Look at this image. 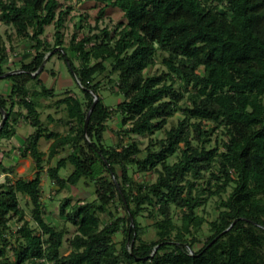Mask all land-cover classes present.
<instances>
[{
    "label": "trees",
    "instance_id": "1",
    "mask_svg": "<svg viewBox=\"0 0 264 264\" xmlns=\"http://www.w3.org/2000/svg\"><path fill=\"white\" fill-rule=\"evenodd\" d=\"M96 1L105 5L101 14L114 6L126 22L111 33L100 29L99 19L94 28L87 25L92 34L75 33L65 45L62 30L70 9H61L60 0H0V22L29 42L19 72L9 74L16 70H7L11 54L0 32V82L11 88L0 93L2 120V109L8 114L0 128V152L23 120L35 131L20 156L31 157L38 167L35 178L14 183L8 178L0 186V264H264V0ZM51 25L53 45L43 38ZM48 54L49 61L59 55L66 62L83 95L66 90L54 102L66 111L67 134L51 131V115L48 123L42 120L40 99L56 97L41 79L46 68L37 73ZM157 65L158 72L146 73ZM103 75L123 97L116 107L122 130L115 147L105 142L113 111L103 97L85 128ZM179 113L178 124L152 140L144 157L137 142L124 144L122 135L162 132ZM42 138L51 141L47 159ZM68 148L70 154L49 168L48 177L60 190L84 182L96 198L82 205L63 201L60 214L76 228L71 252L63 255L68 230L44 217L42 171ZM69 165L72 172L63 177ZM0 168L15 173L1 160ZM132 168L156 172L157 181L135 182ZM205 173L210 178L199 186ZM19 194L31 204L37 226L26 221L13 242L9 222L14 216L24 221ZM116 197L126 216L102 227L101 216ZM212 197L220 198L218 216L208 222L199 210ZM148 207L157 235L151 242L143 239L139 223ZM173 208L182 212L181 225ZM205 223L211 235L195 250ZM120 232L126 237L121 250L113 242Z\"/></svg>",
    "mask_w": 264,
    "mask_h": 264
},
{
    "label": "rangeland",
    "instance_id": "2",
    "mask_svg": "<svg viewBox=\"0 0 264 264\" xmlns=\"http://www.w3.org/2000/svg\"><path fill=\"white\" fill-rule=\"evenodd\" d=\"M62 7L61 9L67 10L70 9V12L66 16L65 27L63 28L64 42L65 45H69L72 40V37L75 33L78 34L79 38L89 32L87 25L92 26L93 28L97 24V20L100 19V29L108 28L111 33H113L118 24L126 22L123 12L114 6H108L105 8L104 14H101V9L104 8V4L98 3L96 0H60ZM84 26V27H83ZM86 26V27H85ZM55 26L51 25L47 27L46 33L43 36L44 39L49 41L52 45L55 43ZM0 32L3 34L4 41L8 46V49L11 54L9 66L7 70H16L9 74L19 72L21 68V60L24 53L29 49V42L19 40L16 36L15 30L12 27L6 26L0 22ZM98 32V30L94 31ZM90 33V32H89ZM92 34V33H90ZM94 34V33H93ZM11 37V39L9 38ZM59 48L56 49V51ZM51 54H48V60L44 68L46 70L42 73L41 79L45 82L46 86L49 88H54L56 92V97L51 99L42 98L40 99V111L42 114V120L45 123L49 122L48 116L51 115L55 122L49 123V128L51 131L58 132L60 134H67L69 132V126L66 124L67 114L64 110V107H55L54 102L63 97V93L66 90H69L74 96L83 98L81 90L77 87L76 80L73 79L69 68L64 60L59 58V55L54 56L50 61L49 57ZM73 56V55H71ZM75 60V58H73ZM76 65H80V62L75 60ZM17 64V66H15ZM160 66L157 65L152 69L146 71L147 74H155L158 72L157 68ZM18 70V71H17ZM54 71L55 75H52ZM8 74V75H9ZM98 81L103 83L100 94L98 97H103L105 103L113 111V114L110 120L107 122V131L105 133V142L109 146H117L119 144V139L122 130L121 117L116 112L117 105L123 101L121 95H116L117 87L115 84H110L109 80L105 78V75L100 76ZM10 83L6 81L0 82V93L9 94L10 93ZM72 90V91H71ZM26 111H24L25 114ZM182 117L181 113L177 114L174 118L169 120V124L166 126V129L162 132L155 133L154 135L148 136H137L133 135L130 138L122 135L124 144H131L137 142L142 149L143 153L141 157H144L145 151L148 148L150 142L156 139H162L165 137V133L172 128V126L178 124V120ZM0 121L2 122V117L0 116ZM34 129L25 123L23 120H20L16 126V135L7 140H3L1 143V152L0 160L3 162L6 168L14 166L15 173H5L3 168H0V186L3 184H8V178L11 183L22 179L25 181L31 180L36 177L38 167L36 162L31 158H22L20 156V148L24 145L25 139L34 133ZM121 140V139H120ZM51 141L46 138H42L40 141V150L43 152L44 159L48 158L49 149ZM71 149L68 148L65 151H62L57 157H55L50 163H45L44 170L42 171V200L44 209V217L48 223L52 226L62 229L67 228L68 232L64 239V246L61 249L63 255H68L71 252V240L76 233V228L69 222L66 221V218L61 216L60 208L63 201L66 198H71V203L74 204H84L85 202L93 201L96 196L94 194V189L90 185H86L84 182H81L76 187H70L67 189L60 190L59 187L53 183V181L48 177V170L50 167H55L59 159L66 157L70 154ZM177 161V158L174 157L171 159V162L174 163ZM72 167L69 165L67 169L61 171L63 177H68L72 172ZM130 174L133 180L137 183H145L148 185L154 184L157 181L158 174L156 172H147V173H138L135 169H130ZM210 178V173H205L204 178L199 181V186L205 185L207 180ZM114 181H117L114 178ZM207 196V195H205ZM228 193L223 195V198H227ZM21 209L24 212V221L19 222L18 216L12 217L9 222L11 227V235L8 236L13 242H15V234L19 228L28 221L30 226L36 227L37 224L33 220L32 216V206L29 203L28 199L22 194L18 195ZM219 197L209 198L205 205L202 206L199 210V214L205 216L208 222L214 220L218 216V211L216 210L218 206ZM152 208L148 207L144 211V215L139 218V223L142 228L145 229V234L143 239L151 242L157 240L156 230L153 227L154 220L150 217V210ZM174 219L178 225H181V214L179 210L173 208ZM127 211L121 205L119 197H116L112 202V205L107 208V214H103L101 219L103 221L102 227L107 224H110L114 219L118 217H125ZM114 216H113V215ZM39 234V232H38ZM41 234V233H40ZM211 235L210 226L208 223H205L202 232L197 236L199 242L195 246V250L201 249L207 242L208 237ZM125 234L123 232L118 233L113 237V242L121 250L122 245L125 240Z\"/></svg>",
    "mask_w": 264,
    "mask_h": 264
},
{
    "label": "water",
    "instance_id": "3",
    "mask_svg": "<svg viewBox=\"0 0 264 264\" xmlns=\"http://www.w3.org/2000/svg\"><path fill=\"white\" fill-rule=\"evenodd\" d=\"M45 64H46V61L43 63V65L41 66L40 70L37 73H40L43 70ZM34 75H36V74H34ZM94 96H95L94 104H93V106H92V108H91V110L88 113L87 118H86V123H85V128L86 129H87L89 121H90L91 113H92L93 109L95 108V106H96V104H97V102L99 100V97H98L97 94H94ZM2 113H3L4 116H3V120H2V122L0 124V128H2L5 125V123L7 121V118H8V114H7V112L5 110L2 109Z\"/></svg>",
    "mask_w": 264,
    "mask_h": 264
},
{
    "label": "crops",
    "instance_id": "4",
    "mask_svg": "<svg viewBox=\"0 0 264 264\" xmlns=\"http://www.w3.org/2000/svg\"><path fill=\"white\" fill-rule=\"evenodd\" d=\"M4 94V93H3Z\"/></svg>",
    "mask_w": 264,
    "mask_h": 264
}]
</instances>
